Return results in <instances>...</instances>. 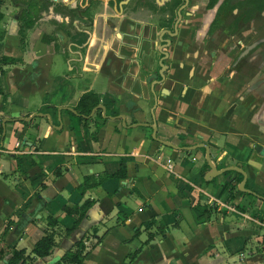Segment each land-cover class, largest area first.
Returning a JSON list of instances; mask_svg holds the SVG:
<instances>
[{
    "label": "crops",
    "instance_id": "0c3cea01",
    "mask_svg": "<svg viewBox=\"0 0 264 264\" xmlns=\"http://www.w3.org/2000/svg\"><path fill=\"white\" fill-rule=\"evenodd\" d=\"M3 13L0 60L18 62L0 73V242L31 252L51 214L61 221L63 204L92 199L79 229L67 239L60 234L59 247L36 264L58 260L83 238L89 250L83 264H264V202L245 193L230 204L219 198L226 177L235 183L242 175L207 183L204 148L175 151L154 141L151 128L135 126L155 120L162 140L180 148L207 145L218 169L241 165L246 188L264 197V156L255 150L264 147V110L229 113L225 86L191 65H154L141 42L119 46L107 65L104 57L82 62L77 52L55 64L58 53L49 45L14 46L3 32ZM91 92L109 118L95 114L85 128L67 109ZM123 165L126 180L109 179L84 199L75 192L86 177L99 179Z\"/></svg>",
    "mask_w": 264,
    "mask_h": 264
},
{
    "label": "flooded vegetation",
    "instance_id": "af4514ba",
    "mask_svg": "<svg viewBox=\"0 0 264 264\" xmlns=\"http://www.w3.org/2000/svg\"><path fill=\"white\" fill-rule=\"evenodd\" d=\"M49 14L73 26L76 37L63 30L56 41L82 62L107 65L119 46L141 42L154 65H191L225 86L229 113L264 110V0H49ZM54 43L49 33L43 44Z\"/></svg>",
    "mask_w": 264,
    "mask_h": 264
},
{
    "label": "trees",
    "instance_id": "16d2710c",
    "mask_svg": "<svg viewBox=\"0 0 264 264\" xmlns=\"http://www.w3.org/2000/svg\"><path fill=\"white\" fill-rule=\"evenodd\" d=\"M5 2L6 0H0V24L5 18V15L2 11ZM26 5L27 7L23 11V15L21 17V21L25 22V25H23L20 30L21 40H24L26 38V30L32 29L36 21L41 18L42 13L49 9V0H29ZM29 17H32L34 20H28ZM43 42L49 44V40H47L46 38L43 39ZM17 62L18 61L15 59L3 57L0 60V73H4V66L13 65ZM0 94H2L1 90ZM100 104V99L97 94L93 92L87 93L81 97L78 105L75 108L77 114H72V112L69 113L78 118L83 127L89 128V126L94 123L95 119L88 117L90 116L92 111ZM95 117L99 119H105L103 117L102 111H98ZM24 125H28V123L25 122ZM3 131L4 130L2 126H0V139L3 136ZM93 138L97 139V136L95 135ZM34 163L35 162H32L33 165ZM18 165L20 168L22 165V160H18ZM204 169L209 170V166L207 163H205ZM62 175L63 168L57 167L54 171V176L56 178H60ZM127 177V167L123 165L117 172L112 174H105L99 179H96L94 177H86L83 184L79 188H77L75 192L80 194L81 199H84L87 194V190L100 186L109 179L126 180ZM242 180V176H239L235 183L226 182L222 187L219 198L225 196V202L227 204H230L235 200L236 194L239 193L243 195L242 192L238 191V185L242 182ZM96 202V200L86 199L82 204L76 203L72 207L63 204L61 206V210L65 215L64 219L60 221L51 214L48 217V227L47 229H45L43 237L34 245V248L31 250V252H27L26 249H17L16 247L11 248L4 242H0V264H36L39 260H45L46 258L50 257L53 253V250L60 245V243L57 242V237L62 234L63 237L67 239L75 231H77L89 211L96 204ZM242 210L244 211L243 208ZM97 232V228H92V234L94 236H97ZM138 234L139 230L136 232V236H138ZM154 236V233H149V241L152 240ZM140 252L141 249L135 251L131 255L130 259L134 261L140 254ZM88 256L89 250L85 243V238H83L72 245V247L67 250L63 257L55 264H83Z\"/></svg>",
    "mask_w": 264,
    "mask_h": 264
},
{
    "label": "rangeland",
    "instance_id": "374dc122",
    "mask_svg": "<svg viewBox=\"0 0 264 264\" xmlns=\"http://www.w3.org/2000/svg\"><path fill=\"white\" fill-rule=\"evenodd\" d=\"M28 1L29 0H6L3 7V11H5L7 15V19L4 22L3 32L8 36V38L13 39L14 46H17L19 48L21 47L22 50L27 49L30 46L35 47L37 44L39 45L43 43L42 41L43 37L49 40V33H50L52 35V39H54L55 41L54 45L56 46L59 45L60 47L56 49L58 55L54 56L53 59L54 63L56 64V62H58L59 64V62H61L60 59L62 58V56L68 59L69 53L68 52L66 54L63 53L64 50L62 49V42L56 41L57 40L56 37L57 36L62 37V35H64L63 32L65 31L67 33V36L72 38L77 36V32L73 29L72 25H68V27H63L62 23L57 22L55 20L57 18V15L49 14V9L42 13L41 18L38 21H36L32 29L26 30V38L24 40H21L20 30L23 27V25H25V22L21 21V17L23 15V11L27 7L26 3ZM58 1L59 3H63V0H58ZM31 19L34 20L32 17L28 18V20L32 21ZM13 24L14 26L12 28L11 26ZM51 24H53V26L55 27L51 28L50 27ZM67 40L69 41V39Z\"/></svg>",
    "mask_w": 264,
    "mask_h": 264
},
{
    "label": "water",
    "instance_id": "95a60500",
    "mask_svg": "<svg viewBox=\"0 0 264 264\" xmlns=\"http://www.w3.org/2000/svg\"><path fill=\"white\" fill-rule=\"evenodd\" d=\"M62 110L63 109H59V111H58L59 119H60V122L61 123H62V119H61ZM67 110L71 111L74 114H77L74 109H70L69 108ZM98 111H102L103 116H104L105 119L106 118H109V117H107V109L102 104H100L99 106H97L92 111V113L90 114V116L88 118H92L96 114V112H98ZM36 116H38V117H47V118L51 119V117L49 115L38 114ZM33 118H34V116L33 117H30V118L22 119V121H31ZM118 118L122 119L124 121V123H125V121H126V117L125 116H121V117H118ZM5 124H6V122H4L3 126H5ZM124 125L126 126V124H124ZM135 126H138V127H149V128H151L152 129V139L154 141H156L157 143H159V144H161V145H163L165 147H169V148H171V149H173L175 151L191 152V151H194V150L199 149V148H204L205 151H206V161H207V164L209 166V172H207L206 175H205V177H204V181L205 182L210 183L214 179H216L217 177H219L221 175H225V174H228L230 172H238L243 177L242 182L238 186L239 192L252 195V196L257 197L258 199H260V200H262L264 202V197L256 194L255 192H253L251 190H248L246 188L247 174L242 169V166L241 165H238L236 167H228V166H226L223 169H218V164L212 159V155H211V152H210V148L207 145H200V146H195V147L180 148V147L172 144L171 142H168V141H165V140L160 139L157 136L158 135V126H157V123H156L155 120H154V123H152V124H137ZM4 137H5V132H4V135H3V139H4ZM255 150L257 151V153H259V154H261V155L264 156V147H262L261 145H256ZM231 181H232L231 177H227V182H231ZM62 257L63 256H61L56 261H51L49 264H55Z\"/></svg>",
    "mask_w": 264,
    "mask_h": 264
},
{
    "label": "built area",
    "instance_id": "2783aa9c",
    "mask_svg": "<svg viewBox=\"0 0 264 264\" xmlns=\"http://www.w3.org/2000/svg\"><path fill=\"white\" fill-rule=\"evenodd\" d=\"M20 146V144L18 143L17 144V147H19ZM3 152V150H1V148H0V154Z\"/></svg>",
    "mask_w": 264,
    "mask_h": 264
}]
</instances>
